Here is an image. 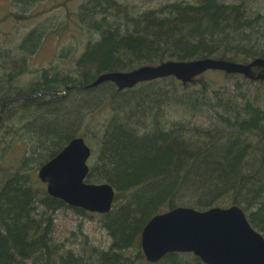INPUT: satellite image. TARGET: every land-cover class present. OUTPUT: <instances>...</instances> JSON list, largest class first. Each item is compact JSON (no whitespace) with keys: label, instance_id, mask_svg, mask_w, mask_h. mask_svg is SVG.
I'll return each mask as SVG.
<instances>
[{"label":"trees","instance_id":"obj_1","mask_svg":"<svg viewBox=\"0 0 264 264\" xmlns=\"http://www.w3.org/2000/svg\"><path fill=\"white\" fill-rule=\"evenodd\" d=\"M54 2L59 5L51 8ZM10 5L16 12L7 11L4 20L48 16L18 45L4 47L0 36V264H205L189 253L148 263L142 252L147 223L177 207L239 206L264 237L263 67L251 77L208 70L191 82L169 76L133 87L111 81L91 87L105 74L167 62L264 59V0ZM57 10L65 16L55 25ZM65 37L71 48L31 71L42 40ZM30 73L34 81L22 86ZM77 137L92 150L86 183H106L115 192L108 214L69 207L38 178ZM64 210L97 220L109 244H94L82 225L59 239L56 216Z\"/></svg>","mask_w":264,"mask_h":264},{"label":"water","instance_id":"obj_2","mask_svg":"<svg viewBox=\"0 0 264 264\" xmlns=\"http://www.w3.org/2000/svg\"><path fill=\"white\" fill-rule=\"evenodd\" d=\"M258 66L264 68V59L254 60L247 65L213 59L167 62L129 73L105 74L91 87L109 81L121 88L133 87L141 82L169 76L188 82L208 70H223L251 77L252 69ZM91 155L92 150L85 139L74 138L39 169L38 178L46 184L51 197L64 201L69 207L108 214L114 206L115 192L106 183H86ZM141 248L148 263H158L170 253H189L205 264H264V237L251 226L244 210L235 205L205 211L177 207L156 215L143 230Z\"/></svg>","mask_w":264,"mask_h":264},{"label":"rangeland","instance_id":"obj_3","mask_svg":"<svg viewBox=\"0 0 264 264\" xmlns=\"http://www.w3.org/2000/svg\"><path fill=\"white\" fill-rule=\"evenodd\" d=\"M59 5V2H54V5L51 6V8H55ZM11 7V8H10ZM72 9H76V4H72ZM47 9H49L47 7ZM46 9V10H47ZM9 12H16L14 11V7L10 5V0H0V36L6 38L3 40L4 47H13L15 45L20 44L23 37H25L32 29H34L38 24L43 23L47 19L48 12L43 16V19L40 21L37 20H26L27 22H18L15 19H8L4 20L5 13ZM56 17L54 20L55 25L58 24V20L63 18L65 16V13L62 12V10H57L55 12ZM4 20V21H3ZM47 25V22H46ZM49 27V22H48ZM69 41L65 37L63 41L58 42L55 38H50L46 40H42L41 42V48L39 49L38 53L33 56L31 63H30V69L31 71H41L42 69L49 67L51 63H54L56 55L59 53V51L62 49H70L71 47H68ZM61 50V51H62ZM76 58V54L73 57V59ZM70 60V59H65ZM33 73H30L28 75H25L22 77L23 84L22 86H27V84L30 82L32 83L34 81V75ZM200 75L196 76L199 77ZM195 77V78H196ZM194 80V78L192 79ZM192 80L188 81L191 82ZM76 101V100H75ZM75 104L74 107H76V102H71L72 104ZM71 107V106H69ZM75 109H73L74 111ZM76 112V111H75ZM169 113L173 115L175 113V108H171L169 110ZM73 117V115H72ZM73 119L68 120V123H71ZM86 140V139H85ZM38 175V174H37ZM57 220V227H56V235L59 239L64 240L67 237H70L71 232H76L79 225H82V230L85 234H87L90 237V240L99 246L106 247L109 244V237L107 236L106 232L101 229V227L98 225L97 220H91L86 219L80 216H77L72 210H64L57 214L56 216Z\"/></svg>","mask_w":264,"mask_h":264}]
</instances>
